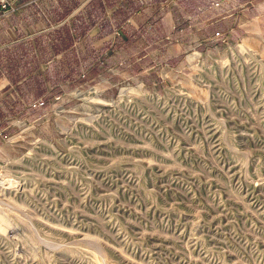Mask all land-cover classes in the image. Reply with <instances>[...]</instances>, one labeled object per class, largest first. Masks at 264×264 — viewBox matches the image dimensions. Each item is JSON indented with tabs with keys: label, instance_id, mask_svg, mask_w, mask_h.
<instances>
[{
	"label": "rangeland",
	"instance_id": "obj_1",
	"mask_svg": "<svg viewBox=\"0 0 264 264\" xmlns=\"http://www.w3.org/2000/svg\"><path fill=\"white\" fill-rule=\"evenodd\" d=\"M72 2L0 58V264H264V39L173 48L133 14L172 0Z\"/></svg>",
	"mask_w": 264,
	"mask_h": 264
},
{
	"label": "crops",
	"instance_id": "obj_2",
	"mask_svg": "<svg viewBox=\"0 0 264 264\" xmlns=\"http://www.w3.org/2000/svg\"><path fill=\"white\" fill-rule=\"evenodd\" d=\"M13 1L15 5L13 11L7 15H2L0 12V58L3 59L2 62H4V59L12 56L13 58L16 57L18 62L23 63L25 62L26 55L30 57L27 60L34 61L32 59V52L25 53V51H22L23 53H21L17 51L16 46L26 44L24 42L25 39L30 38L33 48L36 47L34 46V39L40 47L41 43L44 44L46 41H42L40 37L45 38L47 35H49L47 41L53 42L54 36H52V30L57 25H62V23L66 28L70 27L69 24L73 22L72 14L75 11L73 9H78L83 5L82 2L79 7L74 8L73 0ZM184 1L172 0L173 15L171 14L170 16L164 13V9H167L169 4H162L161 2L150 4L154 7L145 9L140 7L138 10L133 11V14L140 16L139 12H142L145 20L147 16L153 17L152 25H148L147 28H152L155 31L160 30V32L165 33L176 32L180 41L176 45H172L173 48L175 46L181 48V45L197 47L200 44H202L201 48L207 47L210 44L214 48L215 45L212 42L217 39H214L212 35L217 27L228 40L246 37L248 41L256 43L259 42V39H264V0H232L230 4H221L220 7L212 6V2L216 0H198L202 3L201 9L203 11L195 16L193 23L187 20L188 16L185 12ZM186 1L188 2V0ZM203 7L205 8L203 9ZM155 10H160V13L158 14ZM134 19L137 21V17ZM141 24L135 23L131 26L130 30L138 31ZM191 26L194 27L193 30H190ZM174 27H176V31L173 29ZM191 32L194 35L190 37V40L186 39L185 37L191 35ZM241 41L249 44L246 39H242ZM156 43L157 41L150 40L149 45H146V47L153 46ZM44 45L48 47V43ZM27 47L30 46L27 45ZM12 53L14 54L10 55ZM1 80H4V78H0V82Z\"/></svg>",
	"mask_w": 264,
	"mask_h": 264
},
{
	"label": "built area",
	"instance_id": "obj_3",
	"mask_svg": "<svg viewBox=\"0 0 264 264\" xmlns=\"http://www.w3.org/2000/svg\"><path fill=\"white\" fill-rule=\"evenodd\" d=\"M232 0H216L212 2V6L214 7H220L221 4H230ZM0 10H2V15H7L8 13H10L11 11L14 10V5L12 3L11 0H0ZM214 38L222 41V42H226L225 36L222 32L220 31H216L214 33ZM168 38V37H167ZM44 102L42 99H37L32 103L33 107H39L41 105H43Z\"/></svg>",
	"mask_w": 264,
	"mask_h": 264
}]
</instances>
